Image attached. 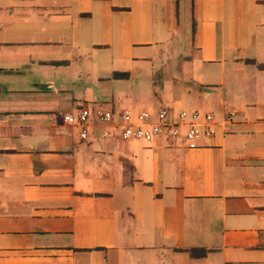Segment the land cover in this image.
Wrapping results in <instances>:
<instances>
[{"label":"crops","instance_id":"crops-1","mask_svg":"<svg viewBox=\"0 0 264 264\" xmlns=\"http://www.w3.org/2000/svg\"><path fill=\"white\" fill-rule=\"evenodd\" d=\"M163 109L216 132L121 140ZM0 264H264V0H0Z\"/></svg>","mask_w":264,"mask_h":264},{"label":"built area","instance_id":"built-area-1","mask_svg":"<svg viewBox=\"0 0 264 264\" xmlns=\"http://www.w3.org/2000/svg\"><path fill=\"white\" fill-rule=\"evenodd\" d=\"M95 118L102 125L111 124L115 115L112 112H99ZM64 120L69 125L81 128V138L87 140L89 127L93 123V115L88 109L79 111L77 116L66 115ZM215 118L212 115L190 114L188 112L174 113L170 110H160L156 116L150 112L134 115L125 112L120 117V138L123 141L137 140L153 142L158 138H165L174 143L182 137L189 149L200 147L199 141L214 136ZM107 132L103 136L107 137Z\"/></svg>","mask_w":264,"mask_h":264},{"label":"rangeland","instance_id":"rangeland-1","mask_svg":"<svg viewBox=\"0 0 264 264\" xmlns=\"http://www.w3.org/2000/svg\"><path fill=\"white\" fill-rule=\"evenodd\" d=\"M142 69L144 70V72L141 73V75L138 77V83H136L135 81L133 83H135L134 85H141V88L139 89H134V95H136V97H140L141 99L145 100L146 97L150 96H154V94L158 91V89H156L158 86L156 84H154V82L158 81L159 78L161 76L157 75L158 71H157V67L151 64H143ZM154 78V79H152ZM127 87V84H126ZM127 89V88H126ZM122 92H125L124 90H120ZM179 95L175 94V97H178ZM166 104H162L160 107H166ZM147 107H143L141 109L145 110ZM190 113V112H188Z\"/></svg>","mask_w":264,"mask_h":264},{"label":"trees","instance_id":"trees-1","mask_svg":"<svg viewBox=\"0 0 264 264\" xmlns=\"http://www.w3.org/2000/svg\"><path fill=\"white\" fill-rule=\"evenodd\" d=\"M116 76L118 77V76H127L126 74H116Z\"/></svg>","mask_w":264,"mask_h":264}]
</instances>
